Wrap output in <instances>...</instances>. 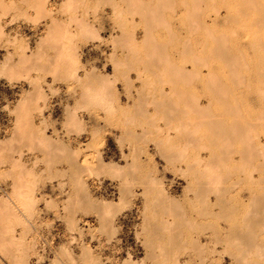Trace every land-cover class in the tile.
<instances>
[{"label": "rangeland", "instance_id": "1", "mask_svg": "<svg viewBox=\"0 0 264 264\" xmlns=\"http://www.w3.org/2000/svg\"><path fill=\"white\" fill-rule=\"evenodd\" d=\"M0 264H264V0H0Z\"/></svg>", "mask_w": 264, "mask_h": 264}, {"label": "bare ground", "instance_id": "2", "mask_svg": "<svg viewBox=\"0 0 264 264\" xmlns=\"http://www.w3.org/2000/svg\"><path fill=\"white\" fill-rule=\"evenodd\" d=\"M223 51H224V53H221L223 56H224V55L227 56V57H228V56H231V55H228L227 53H225V50H223ZM225 56H224V57H225ZM227 57H226V58H227ZM224 127H226V126H224ZM234 127H235V126H234ZM237 128H238V127H237ZM223 130H224V129H223ZM227 130H228V129H227ZM223 132H225V131H223ZM202 171H203V170H202ZM202 176H203V175H202ZM203 181H204V180H203ZM201 183H203V182H201ZM204 183H205V182H204ZM201 186H203V185L201 184ZM205 186H206V185H205ZM198 188H199V187H198ZM201 188H202V187H201ZM201 188H199V189H200V190H198L199 192H201ZM202 189L204 190V186H203ZM203 190H202V193L199 194L200 197L202 196L201 194H203ZM195 192H196V191H195ZM199 192H198V193H199ZM198 193H197V194H198ZM195 194H196V193H195ZM195 196H196V195H195ZM197 196H198V195H197ZM203 198H204V196H203ZM203 198H202V199H203ZM220 204H221V203H220ZM203 209H204V208H203ZM201 211H203V210H201ZM207 211H208V210H207ZM200 213H201V212H200ZM202 213H204V212H202ZM202 213H201V214H202ZM208 214H209V211H208ZM234 230H235V229H234ZM234 232H235V231H234ZM236 232H237V230H236ZM245 233H246V232H245ZM231 234H234V233H231ZM235 234H237V233H235ZM241 234H242V233H241ZM241 234H240V236H241ZM246 234H247V233H246ZM244 235H245V234H244ZM247 235H248V234H247ZM245 236H246V235H245ZM246 237H247V236H246ZM243 239H246V238L244 237Z\"/></svg>", "mask_w": 264, "mask_h": 264}]
</instances>
